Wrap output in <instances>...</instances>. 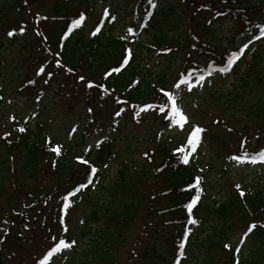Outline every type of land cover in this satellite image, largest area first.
Listing matches in <instances>:
<instances>
[{
  "label": "trees",
  "instance_id": "16d2710c",
  "mask_svg": "<svg viewBox=\"0 0 264 264\" xmlns=\"http://www.w3.org/2000/svg\"><path fill=\"white\" fill-rule=\"evenodd\" d=\"M103 1L105 0H57L51 9L52 17H44L45 23L57 25L55 33L51 35V43L44 47V55H48V61L54 63L53 68L64 69L67 77L74 74L76 83L79 84L77 86L84 85L86 92L100 91L107 96L108 101L112 99V104L119 109L137 115L156 112L166 117L170 105L164 92L176 96V90L187 88L199 76L208 77L209 73L216 72L217 61L218 69L226 66L230 54L247 44L244 55L232 65L231 71L222 73L217 70L223 78L230 75L236 78L230 88L213 92L212 97L222 114L221 118H214L213 123L227 134L237 136L239 146L247 148L248 143L253 141L257 146H263L254 153L264 150V36L260 38L263 43L256 39L261 30L258 26H264V0H182L189 10L192 7L203 16L230 18L241 26L239 31L243 37L236 51L226 52H218L210 44L192 37L201 47L189 42L188 49L210 60L192 59L186 54V66L174 74L175 83L172 82L171 87H167L169 78H172L169 64L153 67L149 61L152 53L159 56L181 51L177 41L171 40L170 43L174 45L166 46L163 36L153 31L152 33L147 27L146 41L133 38L128 33L117 37L113 29L102 28L96 35L86 36V24L94 10V4ZM26 4L27 0H8L6 7L10 10L16 8L17 14H24ZM151 8L148 0H136L133 23H144L145 18L152 15ZM76 10L78 11L73 13ZM1 14L3 16L5 12L0 10ZM81 15L84 20L79 25H74L73 21L79 20ZM154 17L155 15L150 18V24ZM192 19L190 17L188 20ZM131 29L134 30L133 27ZM44 40L46 41V36ZM124 56H129L126 65L123 64ZM247 56H250L248 62ZM48 61L43 66L45 71ZM241 64H244L242 72L239 71ZM114 67H119L120 72H112ZM108 73L111 75H107ZM81 76L85 78L84 81L79 79ZM181 77L187 83L176 88ZM89 82L93 87H88ZM29 83L30 80L25 85ZM64 87L66 86L62 83L60 93ZM78 89L76 87L72 91L76 92ZM176 102L178 105L177 97ZM147 105H151V108L145 110ZM161 107L165 108L164 112L160 111ZM11 122V131L0 136V189L4 179H7L12 183L14 192L18 190L12 174L2 176L3 166L7 168V173L16 171L15 173L18 172L25 178L42 175V182L47 178L54 180L50 187L36 190L35 193L27 192L24 201L28 202L27 208L31 207V212L37 211L43 218L50 212L60 216V222H51L49 226L57 225L59 240L64 239L67 243L70 236L74 238L70 242L75 241L72 248H75L76 256L70 264H121L119 251L131 226L137 221L143 234L142 230L148 228V225L152 226L149 223L151 220L166 216L169 218L163 219L160 225L173 232L170 242L172 248L169 252H159L155 246L143 245L139 248L141 251L138 257L132 261L130 259L131 264H162L164 261L175 264L176 260H185V250L190 246L194 248V255L192 262L187 264H264V179L244 186H231V183L221 177L208 180V170L202 169L188 143L179 145L166 138L159 139L152 150L143 154L144 162L141 165L129 166L124 163L110 177L109 145L100 144L83 152L80 148L54 143L40 124L30 127L29 123L20 126L15 119ZM20 128L25 131L20 132ZM57 147L60 148L59 155L52 150ZM185 154L189 158L188 164L182 162ZM77 157L88 163H80ZM15 159L18 162L17 170L14 168ZM92 167L97 169L93 175V183L64 200L79 184L87 182L86 173L90 174ZM198 192L199 199L189 213L186 205ZM83 198L89 204L88 214L78 223L76 232L71 233L69 214L85 200ZM161 200L165 201V205H159ZM65 204L68 205L67 208L64 207ZM28 215L26 211H14L8 217L10 221H2L0 237L4 235L6 244L10 245L11 240L12 243L21 241L17 237L21 233L14 226L24 229L28 227L25 224ZM189 217L198 226L193 239L184 238V232H189V228L195 225L189 223ZM241 224L246 225L242 234L249 233L259 241L256 240L249 247L237 246L231 233ZM249 226H252L251 232L248 231ZM47 231L52 230L49 228ZM152 232L154 234V230ZM146 236L149 237L150 234ZM82 240L84 247L78 249ZM55 242L53 237L51 243ZM181 242L185 244L183 257L179 255ZM135 244L134 241L133 245ZM134 251L135 249L131 251L132 254Z\"/></svg>",
  "mask_w": 264,
  "mask_h": 264
},
{
  "label": "rangeland",
  "instance_id": "374dc122",
  "mask_svg": "<svg viewBox=\"0 0 264 264\" xmlns=\"http://www.w3.org/2000/svg\"><path fill=\"white\" fill-rule=\"evenodd\" d=\"M56 1L30 0L28 4L27 0L24 14H17L16 8L10 10L6 7L8 0H0V10L5 12V17L0 15L1 137L11 131V121L15 119L20 126L29 123L30 127H34L40 124L39 126L48 138L54 140V143L80 148L83 152L100 144L109 145L111 168L108 174L111 177L124 163H128L129 166L141 165L144 162L143 154L152 150L154 143L159 139L166 138L179 145L188 143L192 130L198 126L205 131L200 133V141L193 156L200 162L202 169L208 170V180L221 177L231 183V186L234 184L244 186L264 179V163H238L231 159L232 156L240 155L244 151L254 154L257 148L263 146H257L256 142L251 141L247 148H243L239 146L237 136L227 134L213 123L214 118L222 116L217 107L218 104L212 97L213 92L230 88L236 76L223 78L217 72L219 66L217 61L216 72H212L203 81L197 82L196 80L187 88L176 90L174 93H177L178 107L188 118V122L183 127L174 124L173 121L170 122L163 114L156 112L137 115L119 109L112 104V99L108 101L107 96L102 95L100 91L86 92L84 85L77 86L79 84L76 83L74 74H69L70 76L67 77L64 69L53 68L54 63H50L49 56L44 55V47L47 43H51V35L57 28L55 23H45L44 17H52L51 9ZM191 1L188 0V2ZM153 3L156 4L155 17L151 24L150 21L144 24V28L147 27L151 32L162 35L166 46H170L172 44L170 41L174 40L182 48L181 51L159 54V56L152 53L150 57L149 63L153 67L169 64L172 78H169L167 87H171L172 82L175 83L174 74L181 67L186 66L184 64L186 54L192 59L210 60L188 49L189 42L196 47H201L192 37L198 38V41L205 44H210L218 52L236 51L242 41L243 35L239 31L241 26L230 18L218 19L203 16L200 11H195L192 7L189 10L182 0H153ZM21 4L24 6L23 2ZM135 5L136 0L97 2L88 17L86 36L89 37L100 26L104 30L113 29L115 36H125L133 24ZM190 17L193 19L188 20ZM134 25L136 35L132 34L133 38H139L140 41L148 40V33L143 32V27L141 28L137 23ZM10 31L14 33L13 36H8ZM44 36H46V41ZM48 49L51 51L50 48ZM246 60L248 62L250 56H247ZM46 61L49 63L47 70L37 75L36 73ZM243 70L244 64H241L239 71ZM49 73L51 76L48 75ZM29 80L33 82L26 86L25 83ZM46 80L47 83H45ZM62 83L66 87L60 93ZM190 86L191 91H189ZM76 87L79 89L73 92L72 90ZM90 108L91 112H89ZM117 112L121 114L116 115ZM16 162L15 159L14 168L17 170L18 162ZM1 172L4 177L12 174L18 190L14 192L12 183L4 179L2 189H0V226L4 221L11 220L8 217L14 211H26L29 215L25 220L28 227L24 229L14 226L21 233L17 235L21 239L20 242L12 243L11 240L9 245L5 243L4 235L0 237V264H35V261L40 259L47 250L59 243L57 225H49L51 222H60V216L50 212L46 218H43L37 211L31 212V207L27 208L28 202L24 201V196L27 192L35 193L36 190L52 186L54 180L47 178L45 182H42V175L25 178L18 172L15 173L16 171L7 173V168L4 166ZM239 188L242 189V187ZM158 203L161 206L165 205L164 200ZM88 206L85 199L70 212L68 225L71 233H75L78 223L86 218L89 211ZM167 218L169 217L166 216L163 219ZM163 219L160 217L154 220L149 219L152 226L148 225V228L142 230L143 234H141L140 223L136 221L131 226L129 233L124 236V244L119 251L121 264H131L132 259L138 257L141 251L139 248L143 245L155 246L159 252H169L172 248L170 242L173 239V232L160 225ZM244 226L246 225H238L231 233L233 235L231 238L237 246H242V248L249 247L256 240L259 241V239L252 238L249 233L242 234ZM48 227L52 231L48 232ZM197 227L195 224L189 228L187 238L193 239ZM151 229L154 230V234ZM53 237L56 241L54 244L51 243ZM71 238L72 236L67 243L71 244ZM83 247L84 240L79 242L78 249ZM134 249V254H132L131 251ZM192 249L194 250L191 246L186 248L185 252L188 257L186 256L180 264L192 262L194 255ZM74 251L75 248L72 246L62 249L53 254L47 264H70L72 258L75 259L76 256ZM162 264L168 263L164 261Z\"/></svg>",
  "mask_w": 264,
  "mask_h": 264
},
{
  "label": "snow or ice",
  "instance_id": "6c2138e0",
  "mask_svg": "<svg viewBox=\"0 0 264 264\" xmlns=\"http://www.w3.org/2000/svg\"><path fill=\"white\" fill-rule=\"evenodd\" d=\"M148 2H149L151 7H153V8L156 7V4L153 3V0H148ZM113 19H115V17H113ZM83 20H84V16L81 15L79 20L73 21V24L74 25H79ZM258 27H260L261 30H260V35L257 36L256 39H260L262 36H264V26H258ZM99 31H100V29L97 28L96 32H94L93 35H96V33L99 32ZM128 32L131 34L132 33V29L129 28ZM13 35H14V33L12 31L8 32V36H13ZM247 47H248V45L245 44L243 48L239 49V51L231 53L230 56L227 59L226 66L218 69V71L222 72V73H227V72L231 71L232 65L241 56L244 55L245 49H247ZM128 60H129V56H124L123 64L126 65L128 63ZM57 65L59 66V61H57ZM120 70L121 69L119 67H114L111 71L119 73ZM44 71H45V69L43 67H41L36 74L37 75H41V74L44 73ZM48 75L51 76V73H49ZM107 75H111V73H108ZM209 75H211V73H209ZM79 79L81 81H84L85 78L83 76H81V77H79ZM204 79H205V77L203 75H201V76H199L197 78V82L203 81ZM32 82L33 81H30V83H32ZM47 82L48 81L46 80L45 83H47ZM185 83H187V81L183 77H181L180 80L178 81V83L175 85V87L176 88H180L181 84H185ZM88 87H90V88L93 87V84L91 82H89ZM100 87H103V86L101 85ZM189 91H191V86L189 87ZM164 95L168 98V104L170 105V107L168 109V114L166 115L165 118L170 119L171 121L174 122V124H178L181 127H183V125L188 122V118L182 112V110L178 107L177 102H176V96L174 94L170 93V92H164ZM148 108H151V105H147L145 110H147ZM91 111H92V109L90 108L89 112H91ZM160 111L164 112L165 108L161 107ZM120 114H121L120 112L116 113V115H120ZM19 131L23 132V131H25V129L24 128H20ZM74 131H75V129H74ZM203 131H205V130L200 128V127H198V126L195 127L192 130V132L190 134V137L188 139V146L190 147L192 152H195L196 148L198 147V144H199V141H200V133H202ZM52 150L55 151L57 155L60 154V148L59 147H57L55 149H52ZM231 159L236 161V162H238V163H253V164H255L257 162L264 163V150H260L259 152L254 153V154H250L247 151H244L240 155L232 156ZM77 160L80 163H82V164H87L88 163L87 160H85V159H83L81 157H77ZM182 162L184 164H188L189 163V158H188L187 154H185L182 157ZM96 171H97V169L95 167H92L91 168V173L90 174L86 173L87 182L79 184V186L76 187L74 189V191L68 193V195L64 197V200H68L69 197L76 195V193L80 192L82 189H85L89 185H91L93 183V175L96 173ZM196 183L197 184L199 183V178H197ZM237 187H239V186H237ZM199 195L200 194L198 192L197 195L192 198L191 202L186 205V208L189 211V213H191V210H192L193 206L197 203V201L199 199ZM64 207L67 208L68 205L65 204ZM189 223L195 224L196 221L192 220L189 217ZM65 231H67V229H65ZM248 231L249 232L252 231V226H249ZM245 235H247V233H245ZM187 236H188V232L185 231L184 232V238L186 239ZM74 243H75V241H72L71 244H69V243H66L64 239H60L59 243L56 244L55 247H52L51 250L47 252V255L44 256V259L40 262V264H47L48 259L50 257H52L53 254L60 252L62 249L70 248L72 246V244H74ZM225 247L227 248L228 245L226 244ZM184 249H185V244L183 242H181L179 244V255L181 257L184 256ZM237 251H239V249H237ZM175 264H180V261L176 260Z\"/></svg>",
  "mask_w": 264,
  "mask_h": 264
}]
</instances>
